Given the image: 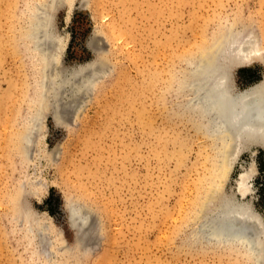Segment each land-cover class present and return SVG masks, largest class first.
<instances>
[{"label": "rangeland", "instance_id": "374dc122", "mask_svg": "<svg viewBox=\"0 0 264 264\" xmlns=\"http://www.w3.org/2000/svg\"><path fill=\"white\" fill-rule=\"evenodd\" d=\"M41 4L64 74L89 62L104 73L63 123L48 96L27 142L41 79L28 33ZM229 28L250 30L264 54V0H0V264H255L192 237L218 197L244 199L234 189L244 171L264 222V145L230 158L179 86ZM254 59L229 65L237 89L264 78V57ZM66 204L88 215L84 246Z\"/></svg>", "mask_w": 264, "mask_h": 264}, {"label": "bare ground", "instance_id": "6f19581e", "mask_svg": "<svg viewBox=\"0 0 264 264\" xmlns=\"http://www.w3.org/2000/svg\"><path fill=\"white\" fill-rule=\"evenodd\" d=\"M51 1L58 3L59 0ZM32 18L28 37L39 54L41 79L38 106L30 116L28 131L24 135L27 142L31 141L34 128L43 118L45 100L48 96L51 98L48 105L54 109L52 115L56 122L63 123L67 119L69 107L72 105L76 107L80 90L92 80H96L104 70L98 63L89 62L80 65V67L87 66L88 68V73L85 76L76 72L79 67L64 74L61 67L56 64L58 55H60L58 53L61 39L52 29L48 6L38 5ZM262 57L264 54L261 47L250 30L229 28L198 58L189 60L190 68L184 74L183 80L179 81L180 89L188 95L185 103L186 108L203 120L204 132H211L212 135L225 142L228 141L229 146L225 145L224 150L230 158L240 152L244 143L260 142L264 145V78L245 89H237L232 80L229 65H243L251 62L254 58L261 59ZM62 68L64 69L63 66ZM62 93L71 96L68 102H62ZM74 115L76 116V114ZM53 153L56 154L55 151ZM227 160L222 167V173L229 165L230 161ZM249 175L248 171L241 172L237 186L234 188L236 194L244 199L230 196L218 197L207 210L205 209L202 220L192 231V237L195 242L204 245L213 244L217 248H226V250L231 249L239 254L247 255L254 260L255 264H264L262 237L264 222L253 202L245 199L252 193V186L250 187L247 183ZM87 208L89 209V207ZM66 210L70 226L76 231L77 242L83 246L86 245L87 237L80 233L85 215L78 212L74 205L66 204ZM84 210L86 211V209ZM87 224L89 225V223ZM29 228L32 230V226ZM37 236L41 242L46 239V234L44 235L43 231H40L38 235H33L36 238Z\"/></svg>", "mask_w": 264, "mask_h": 264}, {"label": "water", "instance_id": "95a60500", "mask_svg": "<svg viewBox=\"0 0 264 264\" xmlns=\"http://www.w3.org/2000/svg\"><path fill=\"white\" fill-rule=\"evenodd\" d=\"M86 70H87V66H82L79 67V70H77L76 72H78V74H84V76L86 75ZM78 212H80L81 214H84L85 217L83 218V224L81 227H84L86 225V222L88 220V215L86 213H82L81 210L77 209ZM81 221V220H80Z\"/></svg>", "mask_w": 264, "mask_h": 264}]
</instances>
